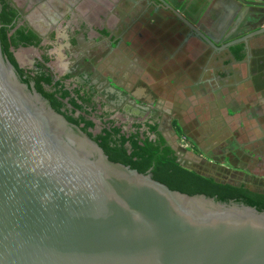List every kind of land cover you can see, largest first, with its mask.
I'll return each instance as SVG.
<instances>
[{
  "label": "water",
  "instance_id": "95a60500",
  "mask_svg": "<svg viewBox=\"0 0 264 264\" xmlns=\"http://www.w3.org/2000/svg\"><path fill=\"white\" fill-rule=\"evenodd\" d=\"M0 264H264V205L173 190L0 42Z\"/></svg>",
  "mask_w": 264,
  "mask_h": 264
},
{
  "label": "rangeland",
  "instance_id": "374dc122",
  "mask_svg": "<svg viewBox=\"0 0 264 264\" xmlns=\"http://www.w3.org/2000/svg\"><path fill=\"white\" fill-rule=\"evenodd\" d=\"M126 2V0H77L76 5L81 10L80 15L76 13L74 6H68L50 29L43 33L36 30L41 36L56 35V43L44 42L36 48L15 51V60L21 69L44 73L51 77L53 82L59 81L69 91L73 89L93 91L96 109L91 112V117L97 127H100L99 122L106 121L121 127L126 134L133 133L137 129L143 132L144 124L155 123V118L156 121L158 120L160 132L177 150L181 164L230 183H243L250 191L264 192V159L243 161L236 158L228 161L222 159L221 152L227 144L231 147L229 150H236L234 142L231 146L232 144L226 141L227 138L219 139L224 140L221 144H218L220 142L218 140L214 144L201 143L200 147L188 140L187 135L195 130L196 113L193 110L198 105H203L208 97H201L199 101H195L190 96L188 84L183 82L184 85L179 81L180 77H176L174 84L170 79L165 80L159 75L162 71L165 77L173 71L170 59L174 58L172 50L177 43V36L171 16L164 14L162 17L161 13L153 15L150 10L148 16H144L140 23L132 28L124 40V45L120 47V52L129 65L128 71L132 69L139 73V76L134 78L133 86L126 85L127 82L130 83V76L124 80L117 74L114 83H109L105 79L107 71L98 73L97 65L101 62L104 51L102 44L88 51L87 60L83 58L80 64L84 70L89 72L96 70L97 73L95 75L92 73V76H87L85 73L73 76L72 73L77 69L75 65L78 56H74L75 53L73 56L69 55L68 50L63 49L66 31L72 33L73 29L83 27L89 32V38H93L97 35L89 29L98 31L103 23L112 27L117 23L129 22L137 9L133 10L134 7L129 9ZM136 3L141 4L138 1ZM21 8L26 23L31 26L32 10L27 0ZM191 54L194 55V52H189L187 55ZM262 90L259 89L260 92ZM173 119L179 122L185 133L183 136H177L173 130L171 126ZM211 131L213 129L207 128V132ZM229 131L236 133L235 128Z\"/></svg>",
  "mask_w": 264,
  "mask_h": 264
},
{
  "label": "crops",
  "instance_id": "0c3cea01",
  "mask_svg": "<svg viewBox=\"0 0 264 264\" xmlns=\"http://www.w3.org/2000/svg\"><path fill=\"white\" fill-rule=\"evenodd\" d=\"M14 1L19 7L25 2ZM27 1L32 10L30 24L41 33L55 24L66 7L74 6L81 13L77 0ZM154 1L162 17L164 14L172 17L177 36L172 50L174 58L170 59L173 71L165 77L162 71L159 75L174 84L176 77H180L179 81L188 84L195 101L208 97L193 110L195 130L187 135L188 140L200 147L201 143L214 144L227 138L230 144L234 142L236 150H229L227 144L221 152L222 159H264V32L254 35L264 29V0ZM249 35L246 44L241 41L225 47ZM239 44L243 47L242 56L235 61L227 52ZM192 51L194 55H187ZM207 128L213 131L207 132ZM231 128H235V134L229 131Z\"/></svg>",
  "mask_w": 264,
  "mask_h": 264
},
{
  "label": "trees",
  "instance_id": "16d2710c",
  "mask_svg": "<svg viewBox=\"0 0 264 264\" xmlns=\"http://www.w3.org/2000/svg\"><path fill=\"white\" fill-rule=\"evenodd\" d=\"M11 1L0 0L6 4L0 9V42L9 60L18 68L14 52L30 47H39L40 36L28 27H17L12 23L18 16L16 7L8 6ZM100 29H98L99 31ZM106 34L105 30L99 32ZM243 47L241 44L228 49V54L235 61L241 60ZM34 77L53 98L57 107L67 119L95 127L91 112L96 109L87 95H79L63 88L59 81L53 82L44 73H35ZM73 94V95H71ZM100 130L118 147L129 155L136 157L157 169L170 187L188 196L204 195L216 199L245 200L264 205V192L250 191L243 183H230L213 175L203 174L191 167L181 164L175 151L168 144L157 125H147V131L140 134L138 129L130 134L122 131L110 122H99ZM177 136H183V130L177 120L171 121ZM153 136L154 138H151Z\"/></svg>",
  "mask_w": 264,
  "mask_h": 264
},
{
  "label": "flooded vegetation",
  "instance_id": "af4514ba",
  "mask_svg": "<svg viewBox=\"0 0 264 264\" xmlns=\"http://www.w3.org/2000/svg\"><path fill=\"white\" fill-rule=\"evenodd\" d=\"M3 1H7V0H3ZM8 1H11L8 3V6L12 7V4H13L17 9V14H18L17 18L15 20H13L12 23H16L17 27H20V26L21 27H28V28H30L36 32L35 28H33L32 26H30L26 23V21L24 19L25 14H24L23 8H21L17 4H15L14 0H13L14 2L12 0H8ZM138 2L141 4H137L136 2L132 3L131 1L126 2V5L129 6V9H131L132 7H134L133 10L137 9L136 13L134 14V16L131 18V20L129 22L117 23V25H114L112 27H109L105 23H103L102 27H100V30L101 31L105 30L106 34H100L99 33L100 30L95 31L94 29H89L90 31L95 32V34L97 35L93 38H89V36H88L89 32H86V30L83 27H80L79 29L78 28L73 29L72 33L69 30L66 31V34L64 35L65 38H63V45H62L64 47L63 49H67L69 55L73 56V53H75L74 56H78L77 57L78 62L75 65V67L77 69L75 70L74 73H72V74H74L73 76L76 77V75H80L83 73H85V75H87V76H92V73H93V75H95L97 73L96 70L94 72H89L87 70H84L83 68L80 67V64H82L81 62H82L83 58H85L84 60H87L86 53L88 51H91L94 48H96L102 44L104 47V51H103V56L101 58V62H99V64L97 65L98 66V73H101V71H107L105 79H106V81H109V83H114L115 77L117 74H119L121 76V78H124V80H126L128 78V76H130V79H131V80H129L130 83L127 82L126 85L133 86L134 80H135L134 78L135 77L137 78L139 76V73H136V70L133 71L132 69H130V71H128L129 65L126 63L124 55L121 54L120 47L124 45V40L128 36L129 32L132 30V28L134 26L138 25L144 16H148L150 10H152L153 15L160 13L159 12L160 8L157 7V3L154 0H140ZM5 5L6 4H4V3H0V9H2ZM76 13L80 15V12H76ZM166 15L169 16L168 14H166ZM58 19L56 20V22L58 21ZM53 25H50L49 28H51ZM38 35L41 38L39 46L44 42L53 43V44L56 43L55 42L57 39L56 35H54V36H52L51 34H49V36H41L40 34H38ZM62 37H63V35H62ZM83 47H86V48L83 49ZM84 62H86V61H84ZM22 70L27 72L31 76L35 75V73H33L29 70H24V69H22ZM70 77L72 78V76H70ZM97 78H99V76H97ZM139 83H141V81ZM63 88L66 89L65 87H63ZM66 90H68V89H66ZM71 91L73 93L75 91H78L79 95L89 96L90 100L95 105V102L93 99L94 98L93 97L94 96L93 91L86 92V91L80 90V89H73ZM71 95H73V94H71ZM154 122L155 123H153V124H144V131L143 132L139 131V133L142 134V133L146 132L147 131V125H154V124L157 125V130L160 132L158 120L156 121L154 118ZM95 128L100 130V127L95 126ZM162 135L165 138V140L168 142V144L172 147V149L175 151V154L179 160L178 152L172 146V142L167 137H165V135L163 133H162ZM150 137L154 138L153 136H150Z\"/></svg>",
  "mask_w": 264,
  "mask_h": 264
}]
</instances>
